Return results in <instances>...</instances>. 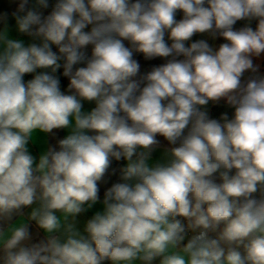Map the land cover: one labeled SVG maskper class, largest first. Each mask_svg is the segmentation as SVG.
<instances>
[{"label":"clouds","instance_id":"1","mask_svg":"<svg viewBox=\"0 0 264 264\" xmlns=\"http://www.w3.org/2000/svg\"><path fill=\"white\" fill-rule=\"evenodd\" d=\"M27 5L12 15L39 44L0 31V264H264V0H56L47 16ZM205 33L225 42L186 46ZM134 51L171 59L137 80ZM221 100L231 119L209 117ZM54 129L69 134L37 159L34 133ZM113 159L122 182L81 228Z\"/></svg>","mask_w":264,"mask_h":264},{"label":"crops","instance_id":"2","mask_svg":"<svg viewBox=\"0 0 264 264\" xmlns=\"http://www.w3.org/2000/svg\"><path fill=\"white\" fill-rule=\"evenodd\" d=\"M19 3H20V0H0V31H3L5 29V27H7V32H8L9 38L20 39L25 43V45L30 44V43L39 44L40 43L39 40H34L32 37H30L26 34L20 33L17 29L15 17L12 15V13L17 11ZM55 3H56V0H48L49 6H48V8L45 9V8H40L36 4V0H28L27 8L39 11L43 15V13L46 12L48 9H52L54 7ZM5 14H7L6 18H5ZM23 14L24 13H21V15H23ZM90 28H91V26H89V28L86 29V31L90 30ZM204 36H205V40H210L209 44L211 46H214L217 48H218L219 44L225 42L222 38H217V39L213 40L207 33H205ZM165 40L170 46L172 41L170 39H168L167 33L165 34ZM124 43L131 45L130 42L126 41V40L124 41ZM83 51L86 53V55L91 57L92 46L89 45ZM60 63H61V65H63V63H64L63 60L60 61ZM164 63L165 62H148L145 60L142 61L141 65H140L139 75L136 77V79L139 80L140 76L145 75L146 73L150 72L153 67L160 66ZM254 63L260 65L259 73L263 74V72H264V55H262V57L259 59H254ZM41 71L50 72V69H47V70L38 69L37 73H39ZM35 74L36 73H33V77ZM68 83H69V80L66 77L65 84L60 85L62 91H65V92L67 91ZM141 83H145V82H141ZM221 101H224V100H221ZM95 106H96L95 102L84 101L82 111L89 112ZM68 134H69L68 129H62L61 139L64 138ZM48 146L49 145H48V141H47V134L37 130L34 133L33 139L29 142L28 147H29L30 153L38 159L39 155L43 151H45ZM159 155H160V150H157V152L154 153V157L158 159ZM125 163L126 162L123 159L120 161H116L115 159L112 160V163H111V166L108 170V173L105 175L103 181L100 182L98 185V187H99V201L91 209H88L85 213L81 214L78 217V219L80 221L79 226L81 228L83 227V223L86 222L88 219H90L96 212H98V211L102 212L103 211L104 193L109 187L112 186V184L117 183V182H122L120 180V169L125 165ZM217 182H219L218 178H217ZM27 211H30V210H25L26 214H27ZM20 222H22V220ZM29 229H30V232L32 233V237H33L32 242L33 243L38 242L39 239L43 238V235H44L43 231L42 230L38 231L37 228L34 226V222L29 225ZM109 264H111V262ZM154 264H159V261L158 260L155 261Z\"/></svg>","mask_w":264,"mask_h":264},{"label":"trees","instance_id":"3","mask_svg":"<svg viewBox=\"0 0 264 264\" xmlns=\"http://www.w3.org/2000/svg\"><path fill=\"white\" fill-rule=\"evenodd\" d=\"M53 10L52 9H48L46 12L43 13V16H47L48 14L51 13V11ZM183 18V12L182 11H177V14L175 16V19L176 20H181ZM245 23H247L246 21H238L236 23V25L234 26L235 28L239 29L241 27H243L245 25ZM256 23L257 21L253 20L251 22V27H253V29H255L256 27ZM126 47H129L131 48L132 46L127 44V43H124ZM53 48V51H57L58 50L56 49V47L53 45L52 46ZM87 57H89L88 55H86ZM90 58V57H89ZM133 58L135 60H137V62L139 63V65H141L142 61H148V62H167L168 59H171V57H168V58H162V57H156V58H153V59H145L144 58V55L142 53H139V52H133ZM177 59H183V57H177ZM85 66V64H79V65H76L74 67H83ZM56 75L59 80H60V85H64L65 82H66V77L63 76V65H61V68L57 70V72L54 74ZM33 78V73L32 74H26L24 76V80L25 82H27L28 80L32 79ZM141 88L144 86V83H141ZM206 110L209 114V117L210 118H213V119H220L221 115L222 114H227L228 117L231 119L232 116H233V113H234V109L230 106L227 105V103L225 101H219L218 103H212V102H209V104L206 106ZM61 134H62V129H54L52 131V133L50 134H47V141H48V145L50 146H55L57 141L59 139H61ZM157 139L160 141V144L162 146H167V141L162 137V136H157ZM110 261H104L103 264H109Z\"/></svg>","mask_w":264,"mask_h":264},{"label":"rangeland","instance_id":"4","mask_svg":"<svg viewBox=\"0 0 264 264\" xmlns=\"http://www.w3.org/2000/svg\"><path fill=\"white\" fill-rule=\"evenodd\" d=\"M177 21H179V20H177ZM205 40V36H204V34H197V35H194L192 38H191V40H189V41H187V42H185L186 43V46H190V44L192 43V42H195V41H198V40ZM208 43L210 42V40H206ZM263 74H264V72H263Z\"/></svg>","mask_w":264,"mask_h":264},{"label":"built area","instance_id":"5","mask_svg":"<svg viewBox=\"0 0 264 264\" xmlns=\"http://www.w3.org/2000/svg\"><path fill=\"white\" fill-rule=\"evenodd\" d=\"M185 223H186V221H185ZM210 235H214V234H211V233H210Z\"/></svg>","mask_w":264,"mask_h":264}]
</instances>
